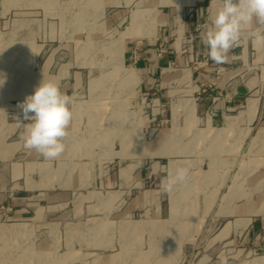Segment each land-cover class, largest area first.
I'll return each instance as SVG.
<instances>
[{"label": "crops", "instance_id": "0c3cea01", "mask_svg": "<svg viewBox=\"0 0 264 264\" xmlns=\"http://www.w3.org/2000/svg\"><path fill=\"white\" fill-rule=\"evenodd\" d=\"M121 2L123 6L129 3L128 0L102 1L98 12L105 13L108 7L121 6ZM162 3L155 5L158 14L151 28L141 30L139 21L136 20L132 24V18L130 19L127 31L123 33V48L118 58L125 67L122 69L124 77L129 80L126 89L130 91L129 93H133L132 99L135 100L138 109L139 116L136 122L138 136L134 139L141 142L143 126L146 124L164 121L168 126L161 130L149 149L141 147L137 152L130 149V144L128 142L127 145L124 137L119 138L120 150H115L112 140L114 137L107 136V141L111 139L112 143L111 147L106 145L105 161L109 163L112 160H120L126 163L120 175L123 177L130 175L128 180L120 181L124 191H116L113 195H121L120 199L116 198L118 203L128 195L129 198L127 205L123 207V213L116 215L115 212L106 210L97 213L102 217H96L94 220L98 223L111 221L115 217L125 220L140 214L142 220L162 225L164 222L182 220L186 210H188L187 219L190 220L193 219L192 216L190 217L193 208L197 205L195 198L199 194L196 190L229 187L231 189L226 195L230 198L228 201L230 207L227 210L220 207L218 218L230 217L234 218L235 222H250L249 233L259 237L264 232V95L260 94L264 83V66L258 64L257 70L253 71V65L264 59V35H261L264 27L255 22L246 26L241 33L239 43L228 53L227 61L216 64L208 57V48L202 43V36L210 26L211 18L221 7L222 0H188L187 2L176 0L169 4L170 6H162ZM163 7H173L174 10H171L170 14L164 12ZM110 12L112 14L106 17L103 26L106 31L127 19L123 10ZM171 18L173 21L170 20ZM175 20H178L177 24ZM254 32L260 34L259 39L251 35ZM127 71L131 74H127ZM34 75L36 81L34 80L32 86L15 88L9 92L12 98L7 101L6 107L19 120L5 123L0 119V206L5 204L16 206L12 214L16 223L10 228L12 248L15 245L13 237H18L24 232V228L20 226H25L33 217L31 210L35 204L30 203L32 199L39 198L49 203L51 199L61 201L67 197L64 190L95 188L97 184L112 188L118 182L115 177L100 181L99 177L90 174L92 168L89 165L93 164V161L84 163L85 167L81 168L80 175L75 177V182H72L68 178H51L49 174L52 160L44 159L35 150L28 153L26 162L11 160L21 147L26 148L21 137L26 134V126L30 123V121H20L24 119L22 109L18 105L24 102L27 96L33 94L42 81L58 82L61 90L72 97L77 90L83 92L85 77H88L83 71L71 72L65 66L57 72H51L49 60L45 61ZM110 76L108 75L107 78L110 79ZM99 86L96 83L91 87L97 91ZM0 92L3 93L2 87ZM147 101H149L148 111L143 113V104ZM72 106L73 103L71 109ZM79 108L77 103L73 115L82 114L78 111ZM127 108L130 106L128 105ZM83 109L88 110L85 105ZM101 109H104V105L100 102L89 107L92 116L102 112ZM109 116L100 119L99 124H110L112 121ZM3 140L6 142L4 143ZM247 141L252 158L243 171L251 175L248 187L252 192L243 194L237 190L239 187L237 180L233 185H225L226 180L222 175L227 172L226 157L239 154ZM93 143L95 142L91 145ZM91 145L82 140L75 142L74 146L66 147L60 157L98 154L90 147ZM201 150L207 151L210 159L206 164L207 168L202 172L198 171L203 175L197 181L196 170L200 167L197 166L196 161L176 158L195 156ZM216 156L218 166H215V161H211V157ZM180 167L189 169L187 180L177 184L171 192L165 191L169 175L174 174ZM211 175H215L214 178ZM122 176L120 178L124 180ZM211 182L213 184H209ZM56 187L62 191L53 196L51 190ZM9 189L15 190L17 196L9 195ZM30 195L34 198H29ZM243 197L245 199H242ZM112 198L106 201L110 202ZM87 199L85 197L76 206V215L83 211V205L89 202ZM25 200L28 204L25 207L21 206L19 201ZM110 203L113 205L114 200ZM211 205L210 200L203 196L200 205L203 213H207ZM90 207L93 206L87 208ZM259 220L261 223L258 222ZM104 226L108 236L112 230L109 224ZM103 229L96 226L93 230L94 235ZM158 230L156 232L159 235L171 237L178 235L175 227L170 230H162V228ZM227 233L226 227L220 235ZM107 243L108 241L102 244L107 246ZM98 246L101 245L96 244V247ZM126 252L124 249L117 254L109 255L107 261L109 263L119 261L120 258L125 257ZM251 254L252 264H264V244L251 250Z\"/></svg>", "mask_w": 264, "mask_h": 264}, {"label": "rangeland", "instance_id": "374dc122", "mask_svg": "<svg viewBox=\"0 0 264 264\" xmlns=\"http://www.w3.org/2000/svg\"><path fill=\"white\" fill-rule=\"evenodd\" d=\"M102 1L105 0H0V77L5 79L3 93L0 92V119L5 123L19 120L6 107L7 101L12 98L9 92L15 88L32 86L36 81L34 74L45 61L49 60L51 72H57L62 66L71 72L83 71L88 77H85L83 92L77 90L72 95L71 109L74 114V106L78 103V111L82 114L73 115L63 142L66 147H72L81 140L90 145L95 142L90 147L98 154L58 157L52 160L49 175L54 179L68 178L75 182V177L85 167L84 163L93 161L89 165L92 168L90 174L99 177L100 181L110 177L118 180L112 188L97 184L95 188L64 190L67 197L61 201L51 199L49 203L39 198L32 199L30 203L35 204L31 210L33 217L26 222L28 225L20 226L24 232L13 237V248L10 228L16 223L12 217L16 206H0V264H252L251 250L263 246L264 232L255 237L249 233L250 222H235L230 217L218 218L220 207L226 210L230 207V198L226 195L231 189L229 187L196 190L199 195L195 198L197 205L193 208V214H189L193 217L190 220L187 219L188 210L182 220L168 221L162 225L144 221L140 214L125 220L119 217L100 223L94 220L102 217L97 213L106 210L116 215L123 213L129 198L128 195L118 203L121 195H113L116 191H124L120 181L128 180L130 175H120L126 163L120 160L105 161L106 145L111 147L114 140V149L120 150L119 138L124 137L133 152L141 147L149 149L161 130L168 126L164 121L146 124L143 126L141 142L134 139L138 136V109L132 99L133 93L126 89L129 80L124 77L122 69L125 67L118 58L123 48V33L127 31L131 18L132 24L139 21L141 30L151 28L158 14L155 5L163 2L162 6H170L176 0H128L127 6L121 2V6L108 7L105 13H101L98 11ZM111 10H123L127 19L106 31L103 26L106 17L112 14ZM163 10L170 13L174 8L163 7ZM261 35H264V29ZM258 64L264 66V59L253 65V71L257 70ZM108 75H111L110 79ZM96 83L100 85L97 91L91 87ZM261 88L260 94L264 95V83ZM99 102L104 105V109L92 116L89 107ZM148 104L149 101L143 104V113L148 111ZM84 105L88 110L83 109ZM128 105L130 108H127ZM108 115L112 122L108 125L99 124L100 119H106ZM108 135L114 139L107 141ZM248 144L249 141L239 154L226 157L227 172L222 175L226 180L225 185H233L237 180V190L243 194L252 192L248 187L251 175L243 171L252 158ZM29 152L30 149L21 147L11 160L26 162ZM196 154L176 159H193L200 167L196 172H202L207 168L210 157L203 150ZM217 159V156L211 157L215 166H218ZM200 172L196 173L197 181L202 178ZM211 176L214 178L215 175ZM51 191L56 196L62 190L56 187ZM15 192L8 190V194L14 197L17 196ZM203 196L212 204L207 213H203L200 206ZM85 197L89 202L76 215L75 208ZM29 198L34 197L30 195ZM108 198L114 200L113 205L110 203L112 200L106 201ZM19 204L25 207L28 203L25 200L19 201ZM88 206L93 207L89 209ZM49 207L52 208L49 210ZM108 224L112 233L107 236L104 225ZM96 226L104 229L94 235ZM172 227H175L178 235L163 236L156 232L159 228L170 230ZM226 227L227 236H221ZM107 241L108 245L103 246L102 243ZM96 244L101 246L96 247ZM124 249L127 251L124 258L110 263L107 261L109 255Z\"/></svg>", "mask_w": 264, "mask_h": 264}, {"label": "clouds", "instance_id": "9594fccd", "mask_svg": "<svg viewBox=\"0 0 264 264\" xmlns=\"http://www.w3.org/2000/svg\"><path fill=\"white\" fill-rule=\"evenodd\" d=\"M254 22L264 27V0H222L202 36L208 57L216 64L225 63L230 50L239 43L244 28ZM251 35L260 38L256 32ZM4 83L5 79L0 77V87ZM72 103V97L61 90L58 82L42 81L34 93L18 105L23 119L30 121L26 134L21 137L24 146L47 160L60 157L66 148L63 141L73 117ZM188 175V168H177L169 175L165 191L171 192L177 184L185 182Z\"/></svg>", "mask_w": 264, "mask_h": 264}, {"label": "bare ground", "instance_id": "6f19581e", "mask_svg": "<svg viewBox=\"0 0 264 264\" xmlns=\"http://www.w3.org/2000/svg\"><path fill=\"white\" fill-rule=\"evenodd\" d=\"M136 18H137V17H136ZM134 20H135V19H134ZM134 20H133V21H134ZM148 29H149V28H148ZM144 35H145V34H144ZM127 74H129V75H130V74H131V72H130V71H127ZM129 75H128V76H129ZM176 106H177V105H176ZM173 110H174V109H173ZM180 112H181V111H180ZM175 115H176V114H175ZM8 228H9V227H8ZM4 231H5V230H4Z\"/></svg>", "mask_w": 264, "mask_h": 264}]
</instances>
